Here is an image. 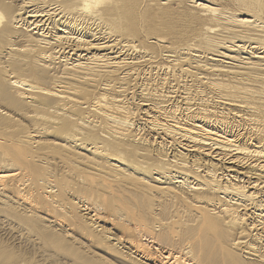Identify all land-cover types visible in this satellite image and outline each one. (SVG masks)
Wrapping results in <instances>:
<instances>
[{"label": "bare ground", "instance_id": "bare-ground-1", "mask_svg": "<svg viewBox=\"0 0 264 264\" xmlns=\"http://www.w3.org/2000/svg\"><path fill=\"white\" fill-rule=\"evenodd\" d=\"M168 3L0 0V264H264V0Z\"/></svg>", "mask_w": 264, "mask_h": 264}, {"label": "rangeland", "instance_id": "rangeland-1", "mask_svg": "<svg viewBox=\"0 0 264 264\" xmlns=\"http://www.w3.org/2000/svg\"><path fill=\"white\" fill-rule=\"evenodd\" d=\"M147 1V2H146ZM152 0H144V4H146V3H149V2H151ZM170 1V3H168V7H172V9H178V11L177 12H182L183 13V11L185 12V13H188V11H189V9H187L188 7L187 6H189V4H190V1L191 0H169ZM176 3H177V5H176ZM180 3V4H179ZM186 3V4H185ZM179 4V5H178ZM181 4L183 5V6H181ZM186 5V6H185ZM188 10V11H187ZM175 15V14H174ZM81 196V195H80ZM86 198L85 196H81V198H80V201L82 200H84V199ZM83 202H85V201H83ZM93 207V206H92ZM91 207V204H89V208H92ZM80 209H82V208H80ZM93 209V208H92ZM92 209H90V210H88V211H82V213H84V216H85V218H84V220H87L88 222H89V220H88V218L87 217H90L91 215H92ZM85 212H88V214H90V215H88V214H85ZM104 212V211H103ZM102 211H101V213H103ZM104 214V213H103ZM88 215V216H87ZM87 216V217H86ZM101 217H105V215H101ZM97 225H99V226H101L102 225V227L104 226L102 223H99V224H96V226ZM106 227V230H104L105 232H107L108 233V230L110 229V226H104V228ZM107 228H109V229H107ZM130 228V227H129ZM98 229H101V227H99ZM109 235H113V236H115V235H117V236H119L120 235V233H118L117 231H115V230H109ZM115 233V234H114ZM130 233L131 232H129V235H130ZM148 237H149V235L148 234H145V235H141V237H140V240H141V242H142V244H145V246L147 247V249H148V251H152L153 253H155L156 255H158L159 254V252H163L164 250H156V246L154 245V244H151V243H148ZM136 238V237H135ZM103 245V246H102ZM101 245V247H98V246H95V248L97 247L98 249H102L103 250V247H107V246H104V244H102ZM104 248V249H105ZM117 248H119V250H121V252L123 251V252H127V250L126 249H123L121 246H118ZM158 248V247H157ZM123 249V250H122ZM96 250V249H95ZM100 250H96V251H94V252H97V253H99L100 252ZM106 250V249H105ZM59 251V250H58ZM55 251L56 253L53 255L54 257H55V259H54V262H56L57 264H76L77 262L75 261H73V259L71 260V258L69 257L68 259H67V256L66 255H64V254H61L62 252L61 251ZM99 251V252H98ZM34 252V251H33ZM151 252V253H152ZM101 253H102V251H101ZM104 253H106V255H107V257H110L111 258V256L110 255H113L112 257H115L114 258V261H112L113 260V258H111V260L109 261L110 263H115V261H117L118 263L120 262V263H124V260H122L121 258H116V257H118L117 255H115V254H110L109 255V253L107 252V251H104L103 250V255H104ZM31 254H32V252H31ZM41 254V258H39V255H37L36 257H38L37 259H41L42 261L41 262H43V264H50V262H52V263H54L53 261H50V259L47 257V253H40ZM101 254V255H102ZM33 255H34V253H33ZM64 255V256H63ZM109 255V256H108ZM115 255V256H114ZM127 255H129L131 258H135L134 260L135 261H137L138 262V260L140 259V258H136L134 255H131V254H127ZM110 258H108V259H110ZM57 259V260H56ZM117 259V260H116ZM139 261H141V262H143L142 260H139ZM108 262V261H107ZM108 262V263H109ZM117 262L115 263V264H117ZM79 264V263H78Z\"/></svg>", "mask_w": 264, "mask_h": 264}]
</instances>
